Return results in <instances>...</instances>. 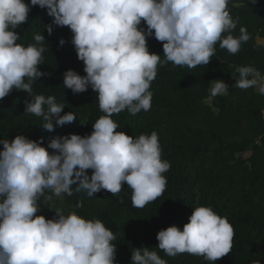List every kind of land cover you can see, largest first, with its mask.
I'll return each mask as SVG.
<instances>
[{
    "label": "clouds",
    "instance_id": "9594fccd",
    "mask_svg": "<svg viewBox=\"0 0 264 264\" xmlns=\"http://www.w3.org/2000/svg\"><path fill=\"white\" fill-rule=\"evenodd\" d=\"M229 0H0V99L10 92L24 90L31 98L25 112L42 118L48 131L72 123V111L61 115L64 105L53 95L33 92L34 81L44 76L46 40L33 33V43H18L15 31L28 21L33 6L46 9L52 17L47 25L68 26L77 57L83 61L80 75L68 69L63 85L74 94L89 87L98 95L103 115L92 123L87 135L69 133L51 139L44 146L39 140L18 134L0 139V264H117L116 236L96 217L76 211L67 214L55 209L53 218L37 215L41 196L76 192L88 197L101 190L118 194L126 182L132 189V206L143 208L160 197L166 188L171 165L161 158L158 134L137 137L124 131L111 118L127 110L135 116L151 108V82L158 65L195 68L207 65L215 46L235 54L250 39L245 27L239 35L231 33L237 23L228 10ZM142 21L146 29L141 27ZM162 42L164 60L150 52L146 38ZM61 45L65 43L61 38ZM234 86L255 88L264 95V74L251 65L236 68ZM210 96L224 95L228 84L213 79ZM52 149L53 151H49ZM91 169V175L88 171ZM50 192L51 195H45ZM78 201L76 207H82ZM234 229L226 217L210 206L193 208L189 222L181 230L176 225L157 232V247L167 256L189 253L216 262L230 253ZM131 264H167L156 250L146 246L133 248ZM250 264H260L251 259Z\"/></svg>",
    "mask_w": 264,
    "mask_h": 264
},
{
    "label": "trees",
    "instance_id": "16d2710c",
    "mask_svg": "<svg viewBox=\"0 0 264 264\" xmlns=\"http://www.w3.org/2000/svg\"><path fill=\"white\" fill-rule=\"evenodd\" d=\"M228 10L237 23L231 34L238 36L243 26L250 36L237 53L231 54L217 43L207 65H158L149 89L153 94L150 110L135 116L124 110L111 117L119 126L116 131L134 138L157 132L161 158L171 165L163 173L167 181L164 193L137 208L132 206V189L126 182L116 195L101 190L92 197L76 192L73 185L71 195L53 196L51 201L41 196L37 215L53 218L58 208L65 214L76 211L85 218H99L116 236L117 264H131L133 248L141 246L156 250L167 264H250L251 259L264 264V95L255 88L234 86L237 65H251L264 72V42L258 41L264 38V0H229ZM28 16V21L15 29L21 36L17 42L33 43L36 32L46 38L43 64L39 65L45 75L33 82V92L55 96L56 102L64 105L61 115L72 111L76 119L63 126L54 123V129L48 131L42 127L41 117L25 112L31 99L28 94L13 89L0 99V139L23 134L33 140L43 137L47 146L58 136L90 134L92 123L104 113L91 87L74 94L63 85V73L68 69L86 75L71 43L70 28L52 25L49 35L46 26L52 24V17L39 6L31 7ZM141 27H147L143 21ZM146 41L149 51L164 60L162 42L154 36ZM213 79H223L228 91L207 102ZM87 171L91 175L92 170ZM78 201L83 202L82 207H76ZM199 205L210 206L228 219L234 229L232 250L216 262L189 253L167 256L157 247V232L171 225L182 230Z\"/></svg>",
    "mask_w": 264,
    "mask_h": 264
},
{
    "label": "rangeland",
    "instance_id": "374dc122",
    "mask_svg": "<svg viewBox=\"0 0 264 264\" xmlns=\"http://www.w3.org/2000/svg\"><path fill=\"white\" fill-rule=\"evenodd\" d=\"M258 41L259 42H263L264 41V38H258ZM212 99H213V97L208 98L207 99V102H212Z\"/></svg>",
    "mask_w": 264,
    "mask_h": 264
},
{
    "label": "built area",
    "instance_id": "2783aa9c",
    "mask_svg": "<svg viewBox=\"0 0 264 264\" xmlns=\"http://www.w3.org/2000/svg\"><path fill=\"white\" fill-rule=\"evenodd\" d=\"M239 66H244V65H237L236 68L239 67ZM258 70H259L262 74H264V72H263L262 70H260V69H258Z\"/></svg>",
    "mask_w": 264,
    "mask_h": 264
},
{
    "label": "crops",
    "instance_id": "0c3cea01",
    "mask_svg": "<svg viewBox=\"0 0 264 264\" xmlns=\"http://www.w3.org/2000/svg\"><path fill=\"white\" fill-rule=\"evenodd\" d=\"M264 42V41H263Z\"/></svg>",
    "mask_w": 264,
    "mask_h": 264
}]
</instances>
